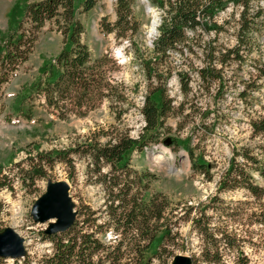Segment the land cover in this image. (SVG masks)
<instances>
[{"label": "rangeland", "instance_id": "rangeland-1", "mask_svg": "<svg viewBox=\"0 0 264 264\" xmlns=\"http://www.w3.org/2000/svg\"><path fill=\"white\" fill-rule=\"evenodd\" d=\"M41 1L0 0V55L12 30L8 17L12 6ZM149 6L147 0H134L131 5V20L138 25L131 40L104 35L100 30L102 18L109 24L115 22V0H100L88 14L77 17L84 28L81 42L87 46L91 58L108 55L115 62L116 68L110 72L109 79L121 86L123 102H111L115 103L112 106L110 100L95 103L94 110L84 117L71 115L64 120H58L44 108L33 86L41 78L39 69L62 49V38L50 24L35 34L33 47L24 56L27 60L16 72L5 80L0 69V184L4 185L0 190V231L12 229L23 239L26 253L18 260L0 259V264H46L53 255L52 239H60L64 234L47 236L56 222L41 223L31 215L34 204L53 183L68 187L75 218L73 230L95 233L103 247V251L93 256V262L139 264L136 251L141 249L132 240V234L126 236L123 248L115 251L117 234L108 226L103 212L107 191L101 178L110 169L100 165L97 170L82 151L91 143L104 144L110 136L104 137L103 133L113 136L116 131H127L136 138L141 132L144 125L141 109L148 82L135 51L139 49L143 55L150 53L152 46L146 42V26L155 19L157 37L162 18L159 9L147 15ZM249 7L250 17L261 9L260 17L254 22L251 34L244 38L242 63L232 62L221 73L219 93L216 83L201 80L194 71L202 67L203 47L215 45L228 49L236 45L240 6L228 3L215 17L222 32L217 36L200 33L196 54L185 60L186 55L171 53L168 64L171 73H161L168 75L164 81L166 94L176 113L166 120L167 131H161L160 138L184 142V149L179 145L172 150L159 140L142 153L128 155L130 179L135 174L147 175L139 188L134 185L130 194L140 189L144 199L158 195V199L163 196L167 203L163 222L171 230L170 237L162 243L157 255L153 256V252L159 238L144 254L143 259L150 264H173L175 256L188 258L190 264H264V227L259 223L264 215V194L255 198L242 188L217 190L234 151L248 149L251 155L264 159V137L254 136L250 127L251 121L264 115V76H260L264 73V0H252ZM179 74H184L188 83L186 97L181 93ZM179 104H183L181 114L177 111ZM119 111L122 115L117 120ZM51 150L76 152L70 153L69 165L57 163L45 178L36 179L32 185L23 182L28 170L27 154ZM188 151L193 159L201 156L213 166L209 181L193 173ZM158 156L161 159L156 161ZM236 162L244 163L240 157ZM252 176L255 184L264 190V178L257 172ZM199 212H203L200 223L209 229V236L200 237L193 228L191 219L199 218ZM205 252L211 261H206Z\"/></svg>", "mask_w": 264, "mask_h": 264}, {"label": "trees", "instance_id": "trees-1", "mask_svg": "<svg viewBox=\"0 0 264 264\" xmlns=\"http://www.w3.org/2000/svg\"><path fill=\"white\" fill-rule=\"evenodd\" d=\"M147 1L151 6L162 11V18L150 53L146 52L143 55L139 49L135 51L148 82L141 109L144 123L141 132L136 138L130 137L127 131L120 133L116 131L113 136L103 133L104 137L110 136L104 144L91 143L82 151L83 155L92 160L97 170L100 169V165L110 169L109 173L101 178L107 191L103 212L108 226L117 234L115 251L123 248V242L127 240L126 236L132 234V240H135L136 246L141 249L136 251L139 255V264H150L143 259L144 254L151 250L159 238L157 248L153 252V256L157 255L162 243L170 237L171 230L163 222L167 204L163 196H159L158 199V195H151L148 199H144L140 189H137L134 195L130 194L134 185L139 188L147 175L135 174L130 179L128 155L131 152L142 153L159 140L172 150L179 145L183 148L184 142L160 138L163 135L160 132L167 131L164 125L166 120L176 113L172 100L166 94L164 81L168 75H162L171 73L168 67L171 53L179 52L182 56H187L183 59H191L196 54L195 48L201 41L200 33H213L217 36L222 32V26L215 21L218 13L223 11L228 3L240 6L236 45L228 49L218 48L215 45L203 47L205 55L202 67L194 71L201 80L210 84L216 83L219 93L222 88L221 73L232 62L242 63L244 59L241 48L244 38L251 34L252 28L255 27L254 22L261 14L260 9L253 14V17L249 16V5L252 0ZM99 2L100 0H42L24 6L15 3L9 11V28L12 30L6 41L4 53L0 55L3 79L6 80L7 76H11L26 62L24 56L32 49L36 40L35 34L47 25L54 26L62 38L61 51L52 61L43 64L39 69L41 78L33 86L36 96L43 101L44 108L58 120H64L71 115L84 117L94 110L95 103L110 100L109 106H112L115 103L111 102L124 100L121 86L112 83L109 79L110 72L116 68L115 62L108 55L92 59L87 46L81 42L84 28L77 17L88 14ZM133 2L134 0H115V22L106 23L105 18L100 22V30L104 35L131 40L132 35L138 30L137 23L132 21L130 16ZM178 76L181 93L186 97L189 92L188 83L184 74ZM260 76H264V73ZM182 109L183 104H179L177 110L179 114L183 113ZM207 114L203 113L205 116ZM121 115L119 111L116 119L119 120ZM25 117L30 120L29 114ZM250 127L254 136L264 137V115L251 121ZM75 152V150H51L35 151L34 155L28 153L25 159L28 170L25 171L26 177L23 178V182L32 185L36 179L45 178L47 171L57 163L69 165V155ZM188 152L193 162L191 166L193 173L209 181L213 166L203 161L201 156L193 159L192 152ZM237 157L243 160V165L236 162ZM253 172L264 178V159L251 155L248 149L234 151L217 190L242 188L252 197L260 198L264 190L255 184ZM3 186L0 184V190ZM199 216L191 219L193 228L200 237L209 236V229L200 223L203 212H199ZM74 219L65 231L47 234L54 237L61 233L64 236L60 239H52L54 253L46 264H100L99 261H92L95 254L103 251V247L95 238V233L74 231ZM259 223L264 227V215ZM222 243L225 244L226 241L223 239ZM204 256L206 261H211L207 259L209 257L207 252Z\"/></svg>", "mask_w": 264, "mask_h": 264}, {"label": "water", "instance_id": "water-1", "mask_svg": "<svg viewBox=\"0 0 264 264\" xmlns=\"http://www.w3.org/2000/svg\"><path fill=\"white\" fill-rule=\"evenodd\" d=\"M31 215L41 223L51 220L56 222L47 234L65 231L74 219L67 185L64 183L51 184L45 195L34 204ZM23 243V239L12 229L6 228L0 231V259L24 258L26 253ZM173 264H190V260L184 256H175Z\"/></svg>", "mask_w": 264, "mask_h": 264}, {"label": "clouds", "instance_id": "clouds-1", "mask_svg": "<svg viewBox=\"0 0 264 264\" xmlns=\"http://www.w3.org/2000/svg\"><path fill=\"white\" fill-rule=\"evenodd\" d=\"M158 11V9H155L151 6H149L148 9H146V14L151 16L153 12ZM146 28L148 29V31L146 32V42L151 46L152 42L155 40L156 38V33L151 29V25H147Z\"/></svg>", "mask_w": 264, "mask_h": 264}, {"label": "bare ground", "instance_id": "bare-ground-1", "mask_svg": "<svg viewBox=\"0 0 264 264\" xmlns=\"http://www.w3.org/2000/svg\"><path fill=\"white\" fill-rule=\"evenodd\" d=\"M156 22L157 21H155V19L151 22V29L153 30V31H155V29H156ZM159 159H161V156H158V158L156 159V161H159Z\"/></svg>", "mask_w": 264, "mask_h": 264}]
</instances>
